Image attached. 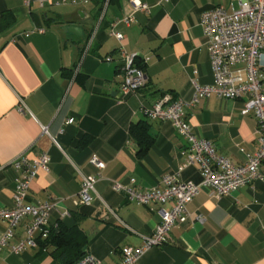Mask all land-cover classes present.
Returning <instances> with one entry per match:
<instances>
[{
  "label": "crops",
  "instance_id": "0c3cea01",
  "mask_svg": "<svg viewBox=\"0 0 264 264\" xmlns=\"http://www.w3.org/2000/svg\"><path fill=\"white\" fill-rule=\"evenodd\" d=\"M41 1L0 0V208L14 206L17 171L12 162L21 154L30 160L42 153L50 157V172H38L27 203L57 205L48 228L35 236L37 246L21 254L5 249L0 264H59L47 241L59 224L82 231L87 254L104 264H121L122 249L139 248L138 234H152L171 205L158 212L130 203L114 191L113 181L129 184L134 179L147 189L185 163L186 141L171 122L148 119L142 106L165 96L190 100L193 80L212 85L201 16L219 5L231 10L251 0H141L150 14L139 12L131 26L116 28L124 36L122 43L111 34V25L131 12L128 0L78 5L43 0V6ZM68 27L80 31L66 32ZM40 29L44 32L21 36ZM122 45L137 54L148 76L147 86L126 98L119 95ZM108 56L111 62L105 60ZM246 100L211 95L186 111L197 136L238 165L246 161L242 149L255 153L259 148L258 120L243 113ZM94 154L105 169L90 164ZM82 174L98 179L96 193L91 206L76 207ZM180 179L201 184L199 167L183 169ZM211 191L201 188L188 207V222L176 224L166 244L152 248L139 264H264V183L220 198ZM25 223L12 243L24 237ZM7 227L0 220V241Z\"/></svg>",
  "mask_w": 264,
  "mask_h": 264
},
{
  "label": "built area",
  "instance_id": "2783aa9c",
  "mask_svg": "<svg viewBox=\"0 0 264 264\" xmlns=\"http://www.w3.org/2000/svg\"><path fill=\"white\" fill-rule=\"evenodd\" d=\"M88 0H62L57 5H78ZM169 0H163L168 2ZM43 0L41 5L43 6ZM131 12L115 20L111 27V34L120 42L124 36L117 31L120 24L131 26L136 22V14L144 12L150 14L151 8L141 0H128ZM201 26L206 39L208 53L212 63L214 83L200 85L193 80L195 94L190 100L172 99L165 96L152 106H142L144 115L153 121L171 122L179 137L186 141L184 151L185 163L174 173L162 176L160 182L151 188L141 189L132 179L129 184L113 181L114 191L123 194L130 202L137 205L151 207L153 210L171 205L163 211L161 222L150 235H140L142 245L139 248H123L121 264H139L142 257L152 248L167 242L172 228L176 224H185L189 220L188 207L199 194L202 187H210L211 194L220 198L230 195L244 186H252L256 182L264 183V0L240 1L237 7L219 5L201 16ZM34 30L21 34L29 37ZM123 62L124 80L119 88L121 98L136 95L148 84L145 69L137 63V54H130L122 45L118 49ZM111 62L108 56L105 59ZM215 95L220 99L246 98L243 113L253 114L258 120L257 140L259 148L255 153L244 152L246 161L234 164L228 158L218 153L215 145L197 136L187 121V110L197 107L202 100ZM22 103V102H20ZM23 110V109H22ZM72 121L69 120L68 123ZM44 133H48L44 128ZM54 143L57 141L53 139ZM90 164L98 170H103L106 163L96 154L92 155ZM12 165L17 171V178L13 192L12 208H0V220L8 224L0 241V253L8 249L11 254H21L28 248L37 246L36 234L45 231L49 224L50 214L57 204L51 202L27 203L30 187L39 171L50 172V157L47 153L40 154L30 160L21 154ZM198 166L202 177L201 184L182 182L181 172L191 166ZM98 179L94 176L81 175V187L76 207L91 206L94 201ZM156 210V209H155ZM164 210V209H161ZM110 213L118 219L109 208ZM119 220V219H118ZM204 222L203 217H198ZM120 221V220H119ZM23 222L24 237L17 243H12L16 230ZM123 224V222L120 221ZM77 264H104L100 259L87 254Z\"/></svg>",
  "mask_w": 264,
  "mask_h": 264
},
{
  "label": "trees",
  "instance_id": "16d2710c",
  "mask_svg": "<svg viewBox=\"0 0 264 264\" xmlns=\"http://www.w3.org/2000/svg\"><path fill=\"white\" fill-rule=\"evenodd\" d=\"M137 63L142 66L141 63ZM48 240L55 247L53 254L59 264H77L87 255V237L77 227L68 229L59 224L58 227L50 231Z\"/></svg>",
  "mask_w": 264,
  "mask_h": 264
},
{
  "label": "water",
  "instance_id": "95a60500",
  "mask_svg": "<svg viewBox=\"0 0 264 264\" xmlns=\"http://www.w3.org/2000/svg\"><path fill=\"white\" fill-rule=\"evenodd\" d=\"M65 31H66V32L73 33V34H78V31H80V30H79V28L68 27V28L65 29Z\"/></svg>",
  "mask_w": 264,
  "mask_h": 264
}]
</instances>
